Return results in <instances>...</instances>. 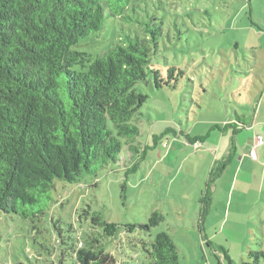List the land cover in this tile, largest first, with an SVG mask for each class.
<instances>
[{"label":"trees","instance_id":"trees-1","mask_svg":"<svg viewBox=\"0 0 264 264\" xmlns=\"http://www.w3.org/2000/svg\"><path fill=\"white\" fill-rule=\"evenodd\" d=\"M149 1L0 0L1 212L38 219L56 179L75 184L125 162L122 151L132 150L141 133L132 119L148 99L136 85L176 88L185 75L179 66L164 72L151 62L162 27ZM107 12L130 22L128 33L94 58L73 49L104 28ZM162 219L155 211L147 222L121 231L125 237L137 229L150 232ZM51 222L63 246L52 264H66V257L69 264H179L177 245L165 231L134 238L145 260L120 261L124 241L110 246L119 228L89 206L75 221ZM63 232L74 236L65 240ZM247 256L241 264H264V242Z\"/></svg>","mask_w":264,"mask_h":264},{"label":"rangeland","instance_id":"rangeland-1","mask_svg":"<svg viewBox=\"0 0 264 264\" xmlns=\"http://www.w3.org/2000/svg\"><path fill=\"white\" fill-rule=\"evenodd\" d=\"M149 6L162 27L153 66L164 72L179 66L185 75L176 88L157 89L150 81L136 85L148 99L132 119L141 133L133 138L132 150L122 151L123 164H110L75 184L56 179L48 209L38 219L0 211V264L54 263L63 246L56 243L59 237L51 217L75 221L87 206L119 228L110 246L124 241L120 261L145 260L134 238H153L162 231L173 237L179 264H241L248 251L258 250L264 242L256 223L251 228L231 219L216 225L210 220L198 223L195 215L205 202L202 194L217 168L211 166L205 174L204 156L188 142V135L192 140L206 132L207 120L224 115L225 106L232 116L233 108H247V87L255 81L248 49L251 43L264 41V31L256 28L264 27V0H150ZM130 25L107 12L104 28L81 38L73 49L94 58L128 33ZM237 198L224 189L218 195L223 205L231 199L234 204ZM155 211L163 215L159 224L150 232L137 229L127 240L123 226L145 223ZM56 226L67 228L64 223ZM62 235L65 240L74 236ZM129 241L137 243V249ZM70 260L66 257V264Z\"/></svg>","mask_w":264,"mask_h":264},{"label":"crops","instance_id":"crops-1","mask_svg":"<svg viewBox=\"0 0 264 264\" xmlns=\"http://www.w3.org/2000/svg\"><path fill=\"white\" fill-rule=\"evenodd\" d=\"M256 28L264 31V27ZM248 51L255 65L252 70L255 81H250L247 87L244 100L247 108H233L232 116L225 106L224 115L206 121L210 126L206 132L192 140L187 135L191 146L196 141L200 143L196 150L207 164L204 173L211 166L217 168L209 175L206 193L201 192V200L205 202L195 215L198 223L204 225L210 220L216 225L231 219L249 228L256 223L264 234V143H257L258 139L264 140V41L251 43ZM237 62L239 65V59ZM252 149L254 157L250 155ZM222 189L229 196L237 194L236 203L231 199L223 205L218 199ZM255 218L257 222H252Z\"/></svg>","mask_w":264,"mask_h":264},{"label":"built area","instance_id":"built-area-1","mask_svg":"<svg viewBox=\"0 0 264 264\" xmlns=\"http://www.w3.org/2000/svg\"><path fill=\"white\" fill-rule=\"evenodd\" d=\"M257 143H258V144H262V143H264V140H263V139H258ZM194 145H195L196 147H198V146L200 145L199 141H196V142L194 143ZM250 155H251L252 157L255 156V149H252V150L250 151Z\"/></svg>","mask_w":264,"mask_h":264}]
</instances>
